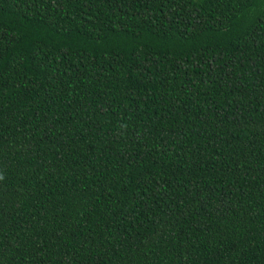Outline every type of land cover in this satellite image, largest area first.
I'll return each mask as SVG.
<instances>
[{"label": "trees", "instance_id": "trees-1", "mask_svg": "<svg viewBox=\"0 0 264 264\" xmlns=\"http://www.w3.org/2000/svg\"><path fill=\"white\" fill-rule=\"evenodd\" d=\"M0 264H264V0H0Z\"/></svg>", "mask_w": 264, "mask_h": 264}]
</instances>
